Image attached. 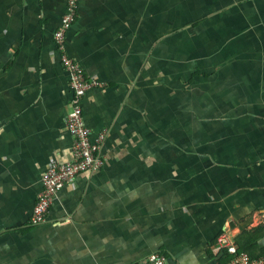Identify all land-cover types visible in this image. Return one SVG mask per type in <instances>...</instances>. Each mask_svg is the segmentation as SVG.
<instances>
[{
    "label": "crops",
    "instance_id": "0c3cea01",
    "mask_svg": "<svg viewBox=\"0 0 264 264\" xmlns=\"http://www.w3.org/2000/svg\"><path fill=\"white\" fill-rule=\"evenodd\" d=\"M64 12L0 0V264H216L225 231L264 258L239 239L264 230V0H79L66 51L100 83L83 116L103 167L31 227L43 175L71 160Z\"/></svg>",
    "mask_w": 264,
    "mask_h": 264
},
{
    "label": "built area",
    "instance_id": "2783aa9c",
    "mask_svg": "<svg viewBox=\"0 0 264 264\" xmlns=\"http://www.w3.org/2000/svg\"><path fill=\"white\" fill-rule=\"evenodd\" d=\"M65 12L54 40L61 53L62 65L69 75L72 90V111L66 117V128L72 140L71 160L67 163H52L41 180L42 190L30 215L29 224L37 227L45 223L57 194L79 176L98 172L103 167L101 147L106 141V132L94 141L83 116V100L86 93L100 83L87 78L81 64L66 51L68 32L78 18L79 0H63ZM216 264H264V258L255 259L248 253L240 252L230 232H223L213 247ZM160 255H152L145 264H165Z\"/></svg>",
    "mask_w": 264,
    "mask_h": 264
},
{
    "label": "rangeland",
    "instance_id": "374dc122",
    "mask_svg": "<svg viewBox=\"0 0 264 264\" xmlns=\"http://www.w3.org/2000/svg\"><path fill=\"white\" fill-rule=\"evenodd\" d=\"M264 230L253 231L248 235V241H250L253 248H261L264 246Z\"/></svg>",
    "mask_w": 264,
    "mask_h": 264
},
{
    "label": "trees",
    "instance_id": "16d2710c",
    "mask_svg": "<svg viewBox=\"0 0 264 264\" xmlns=\"http://www.w3.org/2000/svg\"><path fill=\"white\" fill-rule=\"evenodd\" d=\"M33 207H35V206H33ZM246 238L248 239V232H245L244 234H242V235H240V240H242V241H245V242H250V241H246ZM244 251H246V253H247V249H243V248H240V252H244Z\"/></svg>",
    "mask_w": 264,
    "mask_h": 264
},
{
    "label": "clouds",
    "instance_id": "9594fccd",
    "mask_svg": "<svg viewBox=\"0 0 264 264\" xmlns=\"http://www.w3.org/2000/svg\"><path fill=\"white\" fill-rule=\"evenodd\" d=\"M79 62V61H78ZM80 63V62H79ZM81 64V63H80ZM82 66V65H81ZM85 72V71H84ZM86 74V73H85ZM93 79H96V78H93ZM97 80V79H96ZM100 86V85H99ZM94 88V87H93Z\"/></svg>",
    "mask_w": 264,
    "mask_h": 264
}]
</instances>
